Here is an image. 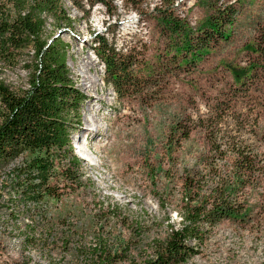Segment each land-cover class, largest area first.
<instances>
[{"label": "rangeland", "instance_id": "rangeland-1", "mask_svg": "<svg viewBox=\"0 0 264 264\" xmlns=\"http://www.w3.org/2000/svg\"><path fill=\"white\" fill-rule=\"evenodd\" d=\"M137 2L138 8H133L114 0L118 15H110L102 4L84 12L65 0L72 25L49 26L69 42L67 63L86 98L80 109L81 127L75 126L70 134L80 157L81 185L55 187L58 199H48L44 219L51 222L52 234L67 226L84 229L74 235L68 249L59 239L55 243L52 235L47 245L41 239L25 243L24 228L33 227L30 232L39 238L43 220L35 213L17 212L22 197L10 179V163L0 170V213L9 218L6 225L0 221L1 264H84V255L74 253L77 242L137 236L131 224L121 221L122 215L148 216L155 222L148 234L163 235V216L179 219L173 204L180 194L182 173L201 168L198 157L208 152V130L216 121L221 126L211 136L248 139L254 148L264 150V67L252 46L259 39L264 43V0H176V11L194 27L219 6L232 4L236 9L232 23L226 24L230 36L212 38L209 52L184 66L176 65L169 39L149 13L158 0ZM93 30L104 33L116 48L131 52L143 93L118 97L93 50ZM250 63L257 65L237 84L232 68ZM2 76L15 89L26 84V71L20 66L4 67ZM175 120L189 129L187 137L171 127ZM111 203L118 207L108 209ZM258 205L259 215L246 227L229 219L213 226L200 251L183 264H264V207ZM109 212L114 216L108 219ZM148 252L145 246L136 248L111 264H134Z\"/></svg>", "mask_w": 264, "mask_h": 264}, {"label": "trees", "instance_id": "trees-1", "mask_svg": "<svg viewBox=\"0 0 264 264\" xmlns=\"http://www.w3.org/2000/svg\"><path fill=\"white\" fill-rule=\"evenodd\" d=\"M70 1L84 12L102 4L110 15L117 14L114 0ZM120 1L138 8V0ZM175 1L158 0L149 13L155 15L159 28L169 39L177 56L176 65L184 66L208 53L212 38L230 36L226 24L232 23L236 9L232 4L219 6L206 21L194 27L176 11ZM72 23L65 0H0V170L13 163L9 176L22 197L17 212L42 217L39 238L27 224L24 242L41 239L47 245L48 236L52 235L53 241L59 239L64 249L84 228L67 226L52 234L54 228L44 218L48 199H58L57 187L81 185L80 157L74 152L70 134L75 126L81 127L80 109L86 95L76 86L67 63L69 42L55 35L49 26L60 28ZM92 35L93 50L102 60L106 80L112 83L118 97L143 93L138 63L131 52L116 48L104 33L93 30ZM252 46L264 67V43L259 39ZM256 65L234 66L235 82L242 84ZM17 66L25 69L26 84L15 89L2 73L4 67ZM220 126L216 121L208 131H218ZM171 127L182 137L189 135V129L181 127L178 120ZM210 133L209 150L198 157L201 168L182 173L180 194L173 204L179 219L175 222L170 214H165L161 219L163 235L148 234L155 223L148 216L122 215L121 221L131 224L136 237L115 242L97 237L94 242H77L75 255H84V264H111L145 246L148 255L134 264H183L200 251L204 236L220 221L229 219L246 227L249 220L255 219L261 211L258 203L264 207V150L254 148L248 139H224L221 134ZM19 156L22 158L15 162ZM110 207L118 206L111 203L107 205ZM106 216L109 219L114 212ZM8 219L0 213L2 223L6 225ZM58 221L65 224L64 220Z\"/></svg>", "mask_w": 264, "mask_h": 264}]
</instances>
